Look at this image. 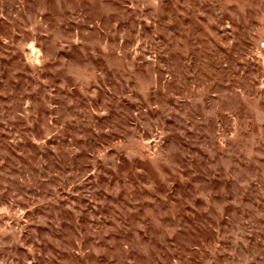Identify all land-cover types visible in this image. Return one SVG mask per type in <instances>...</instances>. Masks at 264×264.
<instances>
[{"label": "rangeland", "instance_id": "374dc122", "mask_svg": "<svg viewBox=\"0 0 264 264\" xmlns=\"http://www.w3.org/2000/svg\"><path fill=\"white\" fill-rule=\"evenodd\" d=\"M0 264H264V0H0Z\"/></svg>", "mask_w": 264, "mask_h": 264}]
</instances>
